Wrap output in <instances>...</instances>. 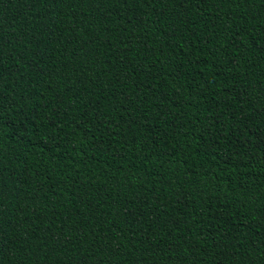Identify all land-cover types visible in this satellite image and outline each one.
Here are the masks:
<instances>
[{"label": "trees", "instance_id": "1", "mask_svg": "<svg viewBox=\"0 0 264 264\" xmlns=\"http://www.w3.org/2000/svg\"><path fill=\"white\" fill-rule=\"evenodd\" d=\"M0 264H264V0H0Z\"/></svg>", "mask_w": 264, "mask_h": 264}]
</instances>
